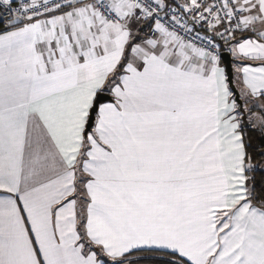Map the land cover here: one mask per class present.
Segmentation results:
<instances>
[{
	"label": "snow or ice",
	"instance_id": "snow-or-ice-1",
	"mask_svg": "<svg viewBox=\"0 0 264 264\" xmlns=\"http://www.w3.org/2000/svg\"><path fill=\"white\" fill-rule=\"evenodd\" d=\"M0 264H264V0H0Z\"/></svg>",
	"mask_w": 264,
	"mask_h": 264
}]
</instances>
